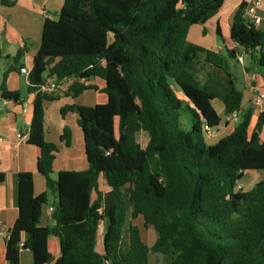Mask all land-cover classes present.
Segmentation results:
<instances>
[{
    "label": "trees",
    "instance_id": "trees-1",
    "mask_svg": "<svg viewBox=\"0 0 264 264\" xmlns=\"http://www.w3.org/2000/svg\"><path fill=\"white\" fill-rule=\"evenodd\" d=\"M224 1L63 0L56 19L45 20L28 75L34 102L27 143L47 192L35 197L32 175H16L18 214L0 247V264H19L21 250L31 253L32 264H150L151 254L170 264H264V179L248 191L236 189L244 173L264 171V112L254 125L250 110L240 113L243 95L229 70L240 53L264 69V32L242 18L240 4L229 35L216 28L223 53L187 41L190 27L212 18ZM6 75L0 97L18 103L19 94L4 87ZM257 75L264 85V74ZM48 79L73 99L88 90L106 97L93 107L60 110L61 117L77 115L87 169L60 172L56 180L57 149L43 137V104L57 99L42 91ZM92 79L104 87L84 84ZM214 100L225 118L237 112L239 120H224L231 125L226 136L207 145L203 126L217 131L223 120ZM181 112L190 116L187 130ZM60 139L70 145L67 128ZM49 196L54 225L40 227ZM137 221L154 231L151 247Z\"/></svg>",
    "mask_w": 264,
    "mask_h": 264
},
{
    "label": "crops",
    "instance_id": "crops-1",
    "mask_svg": "<svg viewBox=\"0 0 264 264\" xmlns=\"http://www.w3.org/2000/svg\"><path fill=\"white\" fill-rule=\"evenodd\" d=\"M13 2L10 7L0 5V49L1 59L5 61L3 67L0 86L3 82V76L7 72L5 88L8 92L19 94V102L2 100L0 97V174L4 176L0 183V247H2L9 229L13 226L18 209L16 205V175L19 173H30L33 177V195L39 196L47 192L44 178L37 172L36 151L35 148L27 143V132L29 130L32 112L34 94L28 92V78L21 75L20 68L31 69L33 57L36 55L42 36V28L46 19L55 20L59 14L63 0H7ZM240 0H225L218 12L203 24H197L190 27L187 34V41L204 49L223 53V44L216 35V28L219 27L221 35L227 37L232 25V18L235 11L240 6ZM260 23L254 26L257 30L264 32V2L262 10L258 12ZM20 54L15 70H9L13 65V58ZM244 62L246 56L243 53ZM230 70V63H229ZM243 79L245 80L242 90L243 100L240 113L246 110L252 112L251 123L254 125L256 118L264 112V100L260 108L252 106L253 95L249 92L247 81L255 82V87L264 94V85L260 83L257 75V68L252 72L246 73L243 68ZM231 72V71H230ZM232 74V73H231ZM234 82L235 76L232 74ZM51 81L48 79L46 83ZM85 85H94L101 90L104 87L102 81L92 79L84 82ZM253 84V83H252ZM64 86L54 90L57 99L53 102H45L44 110V141L56 147L57 153L52 166L51 178L57 179L60 172H80L87 169V160L84 152L83 139L81 131L77 125V115L69 112L61 117L60 110L65 106H85L93 107L97 104L106 102V97L100 91L88 90L83 92L77 98H71L63 95ZM1 93V91H0ZM217 102L219 109L217 114L223 120L216 132L227 133L231 125L224 124L226 120L223 112V106ZM67 128L71 133L70 145L67 147L60 137L63 129ZM20 134L22 138H18ZM264 138V127L261 134ZM100 189L104 190V184L101 183ZM126 187L123 188V192ZM53 197H48V203L41 209L39 220L40 227H51L54 225L53 215ZM50 209L52 211H50ZM103 225L98 229L95 239V252H103L102 243ZM123 244L127 246L128 224H125L123 231ZM19 264H32V256L28 250H21Z\"/></svg>",
    "mask_w": 264,
    "mask_h": 264
},
{
    "label": "rangeland",
    "instance_id": "rangeland-1",
    "mask_svg": "<svg viewBox=\"0 0 264 264\" xmlns=\"http://www.w3.org/2000/svg\"><path fill=\"white\" fill-rule=\"evenodd\" d=\"M229 63H230V71L236 78L235 87L237 90L240 91V90H242L243 84L245 82V80L243 79V76H242L243 67H250L251 72H252V69H254V66L252 64H249L247 59L243 63H238L234 60L230 61ZM5 66H6L5 61H0V79L2 77L3 67L5 69ZM257 70L258 71L256 73H263L264 74L263 68H257ZM212 106L215 110L219 109V105L217 102L213 103ZM222 117L223 116H221V118ZM180 122H181L182 127L187 130L189 128V125H190V116L185 112H181ZM251 129L252 128L250 127L249 131ZM226 134L225 133L223 134L219 131L216 132L215 130L214 131L211 130V134H209V135L203 134V139H204L205 144L213 145V144L217 143L220 139L224 138L226 136ZM142 140H143V138H142ZM143 142H144V140H143ZM262 179H264V171H249V172L244 173V175H243V177L239 183L242 185L243 191H248L251 189V187L257 181L262 180ZM136 224L140 228V236H141L143 243L147 247H151L153 242L156 239V235L154 234V231L150 230V229H148V230L143 229L140 221H137ZM150 264H170V259H169V257L163 256L160 254H151L150 255Z\"/></svg>",
    "mask_w": 264,
    "mask_h": 264
},
{
    "label": "built area",
    "instance_id": "built-area-1",
    "mask_svg": "<svg viewBox=\"0 0 264 264\" xmlns=\"http://www.w3.org/2000/svg\"><path fill=\"white\" fill-rule=\"evenodd\" d=\"M264 0H240V3L244 6L242 18L252 24L253 26H257L260 23V17L258 12L262 10ZM238 63H243V56L238 57ZM20 74L28 78L29 71L26 68H20ZM247 87L249 92L254 96L252 99V106L254 108H260L261 104L264 100V94H262L258 89L252 84L251 80L247 81ZM56 89L55 83L53 81H49L44 85L42 91L44 92H53ZM231 123H237L239 120V114L237 112L231 114L228 118H226ZM203 130L206 134H211V129L207 128V126H203ZM18 138H22L20 134L17 135ZM237 190H242V185L240 183L236 184ZM243 191V190H242ZM50 211H52L50 209Z\"/></svg>",
    "mask_w": 264,
    "mask_h": 264
},
{
    "label": "water",
    "instance_id": "water-1",
    "mask_svg": "<svg viewBox=\"0 0 264 264\" xmlns=\"http://www.w3.org/2000/svg\"><path fill=\"white\" fill-rule=\"evenodd\" d=\"M54 217H55V213H53V215H52V218L54 219Z\"/></svg>",
    "mask_w": 264,
    "mask_h": 264
}]
</instances>
